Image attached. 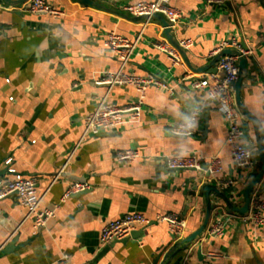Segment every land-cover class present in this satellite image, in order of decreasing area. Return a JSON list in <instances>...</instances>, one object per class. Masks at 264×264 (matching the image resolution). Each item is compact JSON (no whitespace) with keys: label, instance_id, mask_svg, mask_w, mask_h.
Instances as JSON below:
<instances>
[{"label":"crops","instance_id":"obj_1","mask_svg":"<svg viewBox=\"0 0 264 264\" xmlns=\"http://www.w3.org/2000/svg\"><path fill=\"white\" fill-rule=\"evenodd\" d=\"M29 1L15 5L0 0V178L13 177L8 167L36 177L41 208L55 215L35 228L16 194L0 200V264H60L64 256L68 264H264V226L235 218L223 235L202 234L185 248L168 223L158 220L170 213L186 218L188 236L205 218V186L224 189L242 206L248 181L262 167L254 124L242 114L243 142L255 150L253 172L243 173L226 143L227 123L216 100L192 83L214 72L217 63L212 65L209 54L221 41L238 38L252 51L242 102L264 137V0L222 5L171 0L183 14L172 29L175 40L193 42L184 50L185 63L178 65L153 44L168 39L162 21L153 18L143 29L142 20L123 10L137 0H47L61 10L60 17L31 12ZM112 31L131 40L141 34L128 70L153 75L171 89L151 86L138 120L84 136V119L106 90L98 82L101 72L116 71L121 64L106 43ZM137 96L134 86H115L110 99L125 105ZM199 108L193 134H174ZM125 149L148 157L120 163L116 154ZM174 153L194 154L203 165L218 156L222 170L208 176L203 169L171 170L156 160ZM75 182L86 183L89 191L63 199ZM253 192L264 199V175ZM210 198L211 219L222 208L240 214L215 192ZM135 211L150 219L137 228L140 236L100 243L107 222ZM13 239L14 246L5 251Z\"/></svg>","mask_w":264,"mask_h":264},{"label":"built area","instance_id":"obj_2","mask_svg":"<svg viewBox=\"0 0 264 264\" xmlns=\"http://www.w3.org/2000/svg\"><path fill=\"white\" fill-rule=\"evenodd\" d=\"M207 4L222 5L227 0H203ZM171 0H137L129 2L123 6V10L132 16H147V19L142 21L143 29L154 18L156 14H162L169 22L171 29L176 28L182 22L183 14L181 10L173 7L170 4ZM29 9L33 13L48 14L53 17H60L61 10L53 7L47 0H30ZM3 28L0 25V31ZM141 34L131 40L114 31L107 35L106 43L109 51L120 58L121 64L116 71L105 70L101 72L99 79L100 84H106L104 95L100 98L96 107L84 119L86 135H99L115 131L124 126L129 121L138 120L145 106L146 92L151 86H156L161 89H171L168 83L158 79L153 75H138L128 70V64L135 52ZM191 39L179 41V46L186 50L192 45ZM156 49L166 54L173 65L184 64L183 54L178 47L173 45L167 38L160 37L153 42ZM226 48H233L240 51L242 56H248L252 51L248 48L245 50L238 38L233 37L228 40L221 41L218 46L209 54L211 58L221 53ZM240 55L226 54L217 62L216 71L203 76L202 79L194 81V88L207 89L209 98L216 100L219 110L221 111L227 123L226 143L231 148V154L237 168L245 173L253 172L255 164V150L251 145L243 142L246 136L244 126L240 123L242 113L238 109L235 101L234 84L238 77V62ZM190 77V76H189ZM212 82V86H211ZM134 86L138 92L136 100L119 105L110 99V95L115 86ZM202 108L194 111L192 119L179 124L174 132L190 136L194 132V120ZM148 156L143 155L140 151L134 149H125L118 151L116 160L122 162H132L139 159H144ZM159 163H163L171 170L184 169H203V164L200 159L194 154H160L156 156ZM11 159L7 162L10 163ZM205 172H210L212 176L222 170L220 158L213 157L209 162ZM8 171L13 174L10 179L0 178V200L16 194L20 202L27 209V218L33 219L34 227H43L47 221L55 215L54 210L41 208L42 196L37 190L38 180L36 177H27L17 172L14 168H8ZM61 173V172H59ZM231 180L224 182L225 186H229ZM88 185L82 182H75L68 187L63 199L70 197L72 194L87 189ZM244 199V198H243ZM239 218L243 223H249L256 228L264 226V199L257 197L256 193L251 194V204L248 211L244 214L228 212L223 208L209 222L204 231L207 237H216L223 235L229 227L230 221ZM158 220L167 222L170 230L176 236L177 240L181 241L186 237L187 220L177 214H164L158 216ZM150 222V219L142 212H128L119 218L107 222L100 232V243L108 244L112 241H118L126 238L131 232L137 230L139 226H143ZM60 264H68L67 256L60 261Z\"/></svg>","mask_w":264,"mask_h":264},{"label":"water","instance_id":"obj_3","mask_svg":"<svg viewBox=\"0 0 264 264\" xmlns=\"http://www.w3.org/2000/svg\"><path fill=\"white\" fill-rule=\"evenodd\" d=\"M4 1L7 3L15 4V5H21V4L28 2L29 0H4ZM79 1L87 3V4H95V2L92 0H79ZM39 15H43V14L40 13ZM133 17L135 19H139L142 21L147 19V16H133ZM154 18H158L162 21V23L165 27V33H166L168 39L172 42L173 45L178 47L180 49V51L182 52V54L185 56V51L179 46V41L175 40V37L172 34V29L170 28L169 22L165 18V16L162 14H156L154 16ZM0 33H2V31H0ZM240 44L245 50L248 49L247 46H245V44L243 42L240 41ZM226 54H238V55H240L239 62H238V77H237V80L235 81V84H234L235 101H236L238 109L241 111V113L244 114L254 124V126L256 128L257 139H258V144H259V154H260V159H261L263 164H262L260 171L257 174H255L248 181V183L245 187V191H244L245 202L242 206H236L233 203V201L229 197H227L224 189H221L215 185H209V186L204 187L203 190L206 194V199H207L206 215H205V218H204L201 226L197 230L190 233L188 236L184 237L179 242L178 245L184 246L185 248H188L199 236L204 234V231L207 228V226L211 220V216H212V202H211V198H210L211 192H215L225 202L226 206H228L231 210L239 212L240 214H244L248 211V209L250 207L251 194L254 191L255 186L261 181V178L264 175V137L262 136V133H261V130L259 127V123L255 119V117L246 109V107L244 106V104L242 102V97H241L242 84H243V80L245 79L246 73H247L248 58L246 56H242L240 51L237 49L226 48L221 53H219L218 55H216L213 58L212 65L216 64L219 61V59ZM213 71L215 72L216 68H214ZM101 85L105 86V87L107 86L106 84H101ZM173 133L176 135H179V136H186V135H182V134H177L175 132H173ZM207 168H208V165L204 164L203 169H207ZM191 170H195V169H191ZM7 171H8V169H7ZM206 174L208 176H212V174L208 171L206 172ZM1 175H2V172H1V168H0V176ZM195 189H197V185L195 186ZM88 191H89V189H83L79 192L72 194L71 196L77 197V196H80V195L87 193ZM141 233H142L141 230H135V231L131 232V234L129 236H127L126 238H124L122 240L127 241L131 237L137 238L138 236H140ZM14 242H15V239L11 240L5 246V251L11 249V247L14 246Z\"/></svg>","mask_w":264,"mask_h":264}]
</instances>
